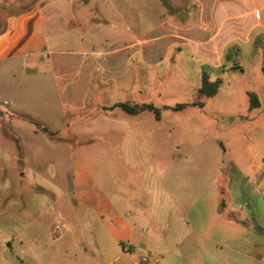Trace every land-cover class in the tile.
<instances>
[{"label": "rangeland", "instance_id": "1", "mask_svg": "<svg viewBox=\"0 0 264 264\" xmlns=\"http://www.w3.org/2000/svg\"><path fill=\"white\" fill-rule=\"evenodd\" d=\"M26 1L0 0V5ZM190 2L152 0V7L156 15L166 14L170 6L180 11L191 7ZM55 7L62 8L57 2ZM149 14L146 29L155 23L154 13ZM259 32L222 55L223 72L193 61L187 47H171L176 37L153 45L137 43L113 57L98 56L87 65L107 86L98 87L96 77L83 110L62 102L61 93L63 100L68 97L64 78L53 76L45 58L0 60V264H82L83 246L94 251L90 242L96 238L105 247L102 261L107 262L114 243L107 233V214L104 223L99 216L102 199L117 203L133 230L144 227L141 241L152 253L178 236L182 227L177 213L227 239L224 230L232 227L228 216L216 211L220 183L213 175L228 160L247 165L264 150V123L259 133L256 123L264 116H259L261 109L249 107L248 96L249 91L257 93L264 110V33ZM136 50L150 65L127 61ZM234 63L245 71L229 70ZM202 67L211 80H222L214 96L197 92ZM114 81L121 85L113 86ZM118 99L150 103L160 109V118L149 110L131 115L108 107ZM197 101L202 107L173 109ZM30 120L52 132L51 139ZM246 120L254 123L246 125ZM97 132L104 140H97ZM78 163L84 169L81 188L73 180ZM118 194L125 199L115 200ZM234 223L232 232L238 236L248 226Z\"/></svg>", "mask_w": 264, "mask_h": 264}, {"label": "crops", "instance_id": "2", "mask_svg": "<svg viewBox=\"0 0 264 264\" xmlns=\"http://www.w3.org/2000/svg\"><path fill=\"white\" fill-rule=\"evenodd\" d=\"M138 1L139 7L133 0L123 1L124 4H118L116 0H107V3L102 0H55L62 6L61 10L56 9L52 0L1 4L0 60L7 57L21 60L45 58L53 76L64 78L63 91L68 97L63 100L61 93L62 102L83 110L89 106H86L87 89L100 78L99 72L95 74L87 62L97 61L102 55L113 57L116 51L137 43L153 45L176 37L169 44L171 47L177 51L187 47L193 61L206 62L211 70L217 71L218 68L223 72L219 62L231 46L238 50L237 47L250 41L255 31L261 30L259 35L264 33V0H190L191 7L177 11L170 6L168 13L157 12L158 15L152 7V0ZM152 12L155 23L146 29L145 22L151 17L147 14ZM97 36L109 38L102 41L97 38L96 41ZM135 60L150 65L140 50L128 54L129 63ZM241 71L245 69L242 67ZM97 84L100 88L103 84L107 86L102 79ZM112 85L118 87L121 84L114 81ZM118 101L121 100L115 102ZM104 106L102 104L101 108ZM254 108L261 109L259 116H264L260 99ZM263 121L256 120L257 133ZM245 122L246 125L254 123L253 120ZM47 136L51 139V135ZM96 136L98 141L104 140L102 133L97 132ZM222 153L226 154L224 148ZM258 154L256 161L249 159L247 165L228 160L224 167H217L213 175V181L220 183L216 211L220 216H228V226L232 227L224 230L227 239L213 233L209 227L207 230L195 227L190 217L177 213L182 227L178 236L170 245L152 253L148 243L141 241L144 227L133 230L117 203L105 204L102 199L99 216L104 223L107 214L105 224L114 243L113 254L107 262L102 261L105 247L96 238L90 242L96 246L94 251L83 246L82 264H264V150H259ZM74 170L75 186L78 184L81 188L82 164L78 163ZM79 189L74 193L76 199L81 197ZM121 199H125L123 194L116 195L115 200L120 202ZM234 222L248 225L241 227L243 231L239 236L232 232ZM209 226L213 227V223ZM72 253V257H76L77 254Z\"/></svg>", "mask_w": 264, "mask_h": 264}, {"label": "trees", "instance_id": "3", "mask_svg": "<svg viewBox=\"0 0 264 264\" xmlns=\"http://www.w3.org/2000/svg\"><path fill=\"white\" fill-rule=\"evenodd\" d=\"M230 69H237L239 71L242 70L241 65H239L238 63H234L229 67ZM222 82L221 78L216 77L214 80L210 79V75L209 73L205 70L204 67L201 68V78H200V86L197 89V92L199 95H205V96H214L217 91H218V87L219 84ZM248 96H249V107L250 108H254L257 107L259 105V99L257 94L254 91H249L248 92ZM193 106V105H198L200 107H202L203 103L201 101H197V102H192V103H186V104H177L173 109H182L185 106ZM109 108L111 107H119L121 110H123L124 112H126L127 114H137L139 112L145 111V110H149L152 111L154 113V116L156 119L160 118V109L153 106L150 103H129V102H123V101H118L115 102L112 106H108ZM33 124H35L36 126H40V124L35 121V120H30ZM42 128V130L44 132L47 133V135H51L52 132H49L46 127L44 126H40Z\"/></svg>", "mask_w": 264, "mask_h": 264}]
</instances>
